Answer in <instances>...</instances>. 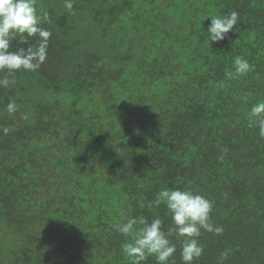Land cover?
<instances>
[{
  "label": "trees",
  "instance_id": "16d2710c",
  "mask_svg": "<svg viewBox=\"0 0 264 264\" xmlns=\"http://www.w3.org/2000/svg\"><path fill=\"white\" fill-rule=\"evenodd\" d=\"M72 2L36 0L47 59L0 87V264H131L114 225L159 216L167 231L149 202L188 187L224 229L202 230L193 264H264V138L247 118L264 101V0ZM229 11L238 30L210 47L208 16ZM236 56L251 70L227 79Z\"/></svg>",
  "mask_w": 264,
  "mask_h": 264
},
{
  "label": "clouds",
  "instance_id": "9594fccd",
  "mask_svg": "<svg viewBox=\"0 0 264 264\" xmlns=\"http://www.w3.org/2000/svg\"><path fill=\"white\" fill-rule=\"evenodd\" d=\"M64 8L73 10L72 0H64ZM211 17L206 31V43L223 41L231 30H238L239 13L229 11L227 15L215 14ZM46 12L38 13L36 0H0V87H8L15 81L10 79L17 71L35 72L47 59L49 38L51 32L42 27L47 22ZM19 37L21 44L29 45L16 51H9L10 43ZM36 42L30 44V38ZM251 65L241 56H236L232 69L226 70L227 79H235L246 75ZM8 113L17 111L15 101L6 105ZM250 127H257L264 138V101L254 104L247 113ZM226 152L227 149H224ZM221 159L223 157H220ZM164 205L171 220V226L164 231L162 219L157 216L150 222L143 216L127 217L123 222L114 225L116 231L126 238L122 252L131 264H142L149 256H154L156 264H169V258L176 252V244L172 237L180 240V258L182 264H193L204 251L199 243L202 230L220 235L224 229L211 221L213 201L198 193L193 188H162L156 194L150 207ZM144 207V204H140Z\"/></svg>",
  "mask_w": 264,
  "mask_h": 264
},
{
  "label": "rangeland",
  "instance_id": "374dc122",
  "mask_svg": "<svg viewBox=\"0 0 264 264\" xmlns=\"http://www.w3.org/2000/svg\"><path fill=\"white\" fill-rule=\"evenodd\" d=\"M48 1H49V0H48ZM39 6L41 7V6H43V5L40 3Z\"/></svg>",
  "mask_w": 264,
  "mask_h": 264
}]
</instances>
